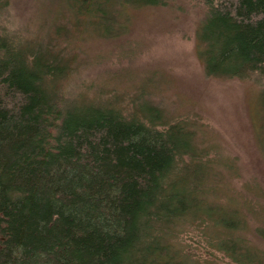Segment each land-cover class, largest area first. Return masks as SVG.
<instances>
[{"label":"trees","instance_id":"trees-1","mask_svg":"<svg viewBox=\"0 0 264 264\" xmlns=\"http://www.w3.org/2000/svg\"><path fill=\"white\" fill-rule=\"evenodd\" d=\"M199 2L194 44L205 75L262 76L264 0ZM49 3L55 20L43 22L41 39L0 31V264H220L185 251L182 233L198 226L230 263L264 264V228L249 224L244 199H219L217 164L229 167L195 127L167 123L145 103L127 110L67 89L78 63L61 42L66 31L116 37L129 10L180 3ZM260 101L264 121V88Z\"/></svg>","mask_w":264,"mask_h":264},{"label":"rangeland","instance_id":"rangeland-1","mask_svg":"<svg viewBox=\"0 0 264 264\" xmlns=\"http://www.w3.org/2000/svg\"><path fill=\"white\" fill-rule=\"evenodd\" d=\"M49 1H8L0 15V31L18 41L41 39L48 29L43 22L47 19L53 24L55 20L57 4ZM173 1L181 6L129 10L125 27L116 37L104 38L87 30L66 31L62 38L69 43L61 42L76 51L78 63L67 89L71 95L80 92L103 102L114 98L127 110L136 102L145 103L154 106L167 123L179 120L195 127L201 143L210 149L209 156L225 160L229 167L217 164L224 170L219 199L226 200L229 195L238 202L244 199V213L247 208L254 209L249 224L264 228L260 101L264 74L250 80L206 76L194 44L203 2ZM202 228L182 233L185 251L202 261L233 264L206 245Z\"/></svg>","mask_w":264,"mask_h":264}]
</instances>
